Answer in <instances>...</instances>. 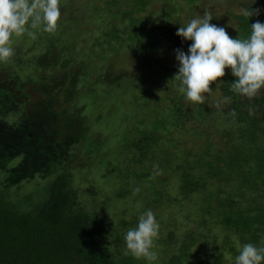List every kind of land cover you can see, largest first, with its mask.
I'll list each match as a JSON object with an SVG mask.
<instances>
[{"label": "trees", "instance_id": "16d2710c", "mask_svg": "<svg viewBox=\"0 0 264 264\" xmlns=\"http://www.w3.org/2000/svg\"><path fill=\"white\" fill-rule=\"evenodd\" d=\"M147 2L135 0L132 9L126 12L106 9L108 16H115L118 22L106 23L103 38L94 42L90 50L85 49L86 55L78 54L81 51L70 46V39L55 35L37 38L41 54L14 52L10 59L0 62L4 81L3 84L0 78V174L7 175L3 179L5 184L0 185V264H149L144 258L123 254L124 235L128 231L125 220L118 221L119 230L110 229L101 213L81 201L74 184V171L89 165H74L71 160L74 148L82 144L89 158L99 153V163L107 164L109 169L114 166L118 175L133 174L131 169L125 171L110 163L116 161L119 154L125 157L128 150L131 162L139 164L140 171L125 183L134 184V178L139 181L147 178L146 190L157 198L164 196V190L157 187L153 179L164 167L171 169L179 181V194L195 196L203 220H214L216 227L229 233L221 241V247L215 248L217 253L212 264H225L226 255L237 256L239 247L246 243L264 246V88L252 98L238 94L232 90V82L237 78L229 68L220 85L221 106H210L206 102L186 106L175 97L160 109L151 101L161 87L152 89L147 84L152 85L162 78L174 82L177 79L179 92L184 95L180 91V79L175 78L179 64L168 67L170 74L164 73L156 81L138 74L130 78L123 74L112 76L104 67L93 83L97 85L104 79L119 88L127 80L134 89L130 92V102L121 100L120 94L114 101L127 109L122 125L109 119L110 127H114L110 137L94 138L92 135L91 114L85 111L88 105V110L93 112L102 104L95 88L90 86L95 59L107 60L106 49L112 54L116 49L129 47L147 63L152 59V65L160 67L156 56L161 44L166 43L176 53L178 48L187 51L192 43L176 34L179 26L154 23L148 28L144 20L127 18ZM251 8L258 9L259 14L250 18L244 12L238 14L236 33L229 34L230 37L247 38L251 23L264 22V0L250 2L247 9ZM210 23L216 24L215 17ZM42 29L41 25L33 32L46 33ZM79 86L86 90L79 97L82 100L75 101L73 97ZM28 88L41 90L42 95L31 97L25 93ZM15 92L24 93L27 99L19 100ZM60 93L66 95V100L73 101V106L59 108ZM126 116L127 124H123ZM130 118L135 119L132 127L128 125ZM190 123L197 125L193 133L206 140L202 150L193 154L179 147L178 135L190 129ZM38 125H43V130ZM213 125L226 139L223 147L208 138V129ZM8 134L12 136L11 143ZM19 156L22 157L20 162L10 167V162ZM159 158L175 165L170 167L160 162L158 169L153 171L150 165ZM54 173L56 177L48 196L31 208H23L27 202L19 204L8 190L25 180L36 176L45 178ZM159 180L166 182L168 179L159 176ZM129 191L121 190L118 195ZM167 194L171 203V194ZM230 235L236 240L230 239ZM172 236L170 232L168 242H161L168 247L164 252L169 249ZM207 237L206 232L197 234L190 229L168 258L160 254V262L151 264H196L193 259L199 245L197 238Z\"/></svg>", "mask_w": 264, "mask_h": 264}, {"label": "rangeland", "instance_id": "374dc122", "mask_svg": "<svg viewBox=\"0 0 264 264\" xmlns=\"http://www.w3.org/2000/svg\"><path fill=\"white\" fill-rule=\"evenodd\" d=\"M252 1L254 0H148L145 6H142L139 11L131 13L127 18L134 17L138 20H144L148 28L154 23L158 25L168 24L181 27L186 25L192 18L201 17L204 12L207 11L215 17L217 26L224 27L228 34L234 35L238 26L236 16L243 13ZM134 2L135 0H61L62 15L58 22V27L54 32H34V36L29 35L27 32L19 36L14 35L11 38V47L14 49L15 53H28V51H31V55L41 54L42 49L37 48V38H53L56 35L58 38L70 39V46H72L75 51H81L78 54L86 55L87 51H85V49L89 48L90 50L94 42H98V40L103 38L107 25L113 20H117L116 22H118V18H115V16L109 15L111 18L108 16L106 9L111 12H126L132 9ZM30 31L33 32L35 29H30ZM120 32L124 33L123 36H127L126 32H122V30H120ZM131 49L129 47H125L123 50L116 49L112 54L106 49L108 52L106 54L107 60L102 62L97 58L93 61L91 82L93 83L95 81L94 78L98 76L100 70L104 67L109 69L112 76H120V74H123L130 78L138 74L144 75L150 81H156L157 78H160L164 73L170 74L168 67H174L175 63L179 64L176 59L175 51L171 47H168L166 43L161 44L159 53L156 56L159 59L158 64L160 67L152 65L154 63L152 59L147 63L142 55L134 54V51ZM148 56H150V53ZM228 70L229 68L225 70V75ZM224 76L217 78V81H213L210 84L212 90L209 93L202 94L203 102L214 107L222 105L223 97L220 85ZM0 78L3 81L2 70H0ZM175 80L176 82L171 81L170 78H162L161 81L155 82L152 85L147 84V86L152 89L155 86L161 87L159 93L155 94L156 96L153 97L151 101L153 105L163 109L172 102L175 97L179 98L186 106L195 103L185 99V95L179 92L177 79ZM136 82L137 80L134 81V83ZM90 86L95 88V94L99 95V98L102 100V104L94 108L93 112L88 110L89 105L87 106L88 109L85 111L87 115L88 113L91 114L90 119H92L93 124L91 125L92 135L94 138L98 136L104 138L110 137L112 133L111 130H113L114 127H110L111 124L108 123L109 119H111V121L114 119L116 125H122L121 121L125 116L124 111L127 110L125 107L126 105L124 106L125 108H122L120 105L114 103V101L118 94H120L121 100L130 102V92H133L132 89H134V85L126 80L123 86L115 88L110 82L101 79L97 85L95 82ZM85 90L86 88L79 86L77 95L73 97L74 100H82L79 97H81V93ZM25 93L30 94L31 97L42 95L41 90H31L30 88L25 89ZM15 94L19 100L27 99L22 92H15ZM58 97L59 102L57 106L59 108L73 106V101L66 100L65 94L60 93ZM90 108L92 109V106H90ZM134 120L135 119L130 118L128 124L130 127L134 125ZM123 124H127V116ZM195 126L197 125L190 123V129H184L182 130V135H178L179 147L185 149V151L189 150L192 154L201 151L206 141L205 137L193 133L192 129ZM38 127L43 130V125H38ZM204 128L206 130V127ZM209 131L210 133H207L208 138L219 147H223L226 139L216 131V126L213 125L212 128L208 129V132ZM177 132L179 133L180 131ZM171 135L177 134L171 133ZM9 136L10 134H8L7 138L11 143L12 136H10V138ZM167 137H169V135ZM14 138L13 135V139ZM81 146H76L74 148L75 151L71 160L72 164H78L79 166L87 164L85 167L88 165L89 167L85 169H75L74 184L79 190L81 201L86 206L101 213L110 224V229L115 228L119 230L120 226L118 225V221L123 219L127 222L126 229L128 230L132 227V224L138 221L141 213L151 209L160 225L159 235L154 240L153 248L157 256L160 254L163 256L167 255L168 258L179 246L181 242L180 239L191 229L195 230L197 234L208 233L206 239L202 238L200 240L197 238L199 245L196 246L197 249L194 253L196 257H194L193 260L197 262L196 264H212L211 260L215 258L217 253L215 248L221 247V241L224 240L225 237H228L229 233L218 225L216 227L214 220H203V213L198 209L195 196H184L179 194L177 188L179 181L171 169L164 167L161 169L160 174L155 175L153 179L156 186H160V188L164 190V196L157 198L151 191L149 192L146 190L147 178L141 181H139L138 178H134V184L125 183L127 180L135 177L134 174L140 171V165L131 162V153L128 150H126L125 157L119 154L116 156V161L111 160L110 162L111 165H115L117 168L119 167L125 171L131 169L133 174L130 172L129 175L126 176L124 173L118 175L114 166L109 169L106 166L107 164H100L97 160V158H100L99 153H95L92 158H89V153ZM21 159V156L13 159L10 162V167L16 165ZM168 161L169 160L165 161L159 158L150 166L153 171H156L160 162L170 167L175 165L169 164ZM1 173L0 185H4L3 179H5L7 175L3 172ZM159 176L161 178H167L168 180L166 182H160ZM55 177V173L45 178L36 176L20 184L12 185L8 190L12 191V197L18 201L19 204L27 202L24 206L22 205L23 208H31L38 201L48 196L51 182ZM134 187H139L140 191L134 192ZM128 189L131 191L125 193V195H118L119 191L124 190V192H126ZM168 192L171 194V203H169L170 198L166 196L169 195L167 194ZM170 232L173 233L171 239L172 243L169 244L171 247L169 246V249L164 252L168 247L162 245L161 242H168ZM229 238L232 240L235 239L233 235H230ZM235 257L236 256L233 254L228 253L225 258V264H234ZM158 260L159 258H157L156 261Z\"/></svg>", "mask_w": 264, "mask_h": 264}, {"label": "clouds", "instance_id": "9594fccd", "mask_svg": "<svg viewBox=\"0 0 264 264\" xmlns=\"http://www.w3.org/2000/svg\"><path fill=\"white\" fill-rule=\"evenodd\" d=\"M258 14V9L244 11L249 18ZM61 15V0H0V62L10 59L14 53L12 36L26 32L34 36L30 29L41 25L43 31L54 32ZM212 19V14L205 11L201 17L192 18L177 29L178 36L192 41L187 52L176 49L179 65L175 78L180 79V91L187 100L203 102L202 94L211 92L210 84L230 68L237 78L232 82V90L248 98L256 96L264 88V22L251 23L250 35L241 39L230 37L224 27L210 23ZM139 191V187L134 189ZM159 228L151 209L141 213L137 225L124 235L123 254L131 253L149 264L156 261L158 256L153 248ZM235 264H264V246L244 244L238 250Z\"/></svg>", "mask_w": 264, "mask_h": 264}]
</instances>
